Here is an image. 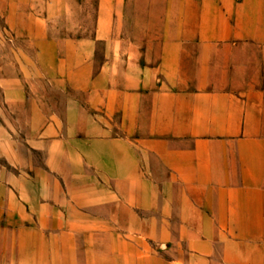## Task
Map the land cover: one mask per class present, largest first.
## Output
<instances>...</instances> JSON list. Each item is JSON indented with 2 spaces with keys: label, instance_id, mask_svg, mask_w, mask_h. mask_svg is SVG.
I'll use <instances>...</instances> for the list:
<instances>
[{
  "label": "crops",
  "instance_id": "obj_1",
  "mask_svg": "<svg viewBox=\"0 0 264 264\" xmlns=\"http://www.w3.org/2000/svg\"><path fill=\"white\" fill-rule=\"evenodd\" d=\"M89 1L94 38L59 76L118 188L1 177L0 264H264V0Z\"/></svg>",
  "mask_w": 264,
  "mask_h": 264
},
{
  "label": "rangeland",
  "instance_id": "obj_2",
  "mask_svg": "<svg viewBox=\"0 0 264 264\" xmlns=\"http://www.w3.org/2000/svg\"><path fill=\"white\" fill-rule=\"evenodd\" d=\"M78 1L0 0V180L10 190L76 196L118 188L88 164L84 135L71 132L66 116L73 93L60 64L79 56L96 25L94 1Z\"/></svg>",
  "mask_w": 264,
  "mask_h": 264
}]
</instances>
